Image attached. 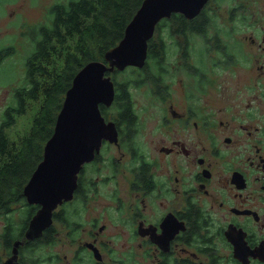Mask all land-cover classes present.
Listing matches in <instances>:
<instances>
[{
	"label": "flooded vegetation",
	"instance_id": "obj_1",
	"mask_svg": "<svg viewBox=\"0 0 264 264\" xmlns=\"http://www.w3.org/2000/svg\"><path fill=\"white\" fill-rule=\"evenodd\" d=\"M260 1L209 0L204 16L231 6L226 22L214 12L202 38H158V22L156 55L120 70L132 78L107 73L115 96L100 108L117 140H102L39 236H27L40 207L24 194L30 175L15 184L22 201L0 213V264H264Z\"/></svg>",
	"mask_w": 264,
	"mask_h": 264
},
{
	"label": "trees",
	"instance_id": "obj_2",
	"mask_svg": "<svg viewBox=\"0 0 264 264\" xmlns=\"http://www.w3.org/2000/svg\"><path fill=\"white\" fill-rule=\"evenodd\" d=\"M142 1L66 0L63 2L60 0L51 6L52 20L50 24L40 26V38L35 42L34 52L26 60L25 83L15 89L16 105H8L0 121V205L4 203L0 209L8 210L9 206L5 199L12 195L18 181L28 174L31 176L42 159L44 145L54 131L56 118L63 104L59 94L66 93L75 74L88 61L105 60V53L124 36L127 24ZM206 8L207 6L194 18H189L181 12H174L159 22L162 25L170 21L168 23L170 30L177 35L185 34L187 31L199 34L203 32L202 27L206 22L209 26L215 22V19L204 16ZM187 27L189 30L186 29ZM19 36L20 43L24 38L22 34ZM88 38L93 40V45ZM154 38L155 35L149 39L148 56L156 55L153 48ZM59 49H64L66 53L60 54ZM7 51L10 52L9 49ZM56 53L57 56H54ZM3 57L0 56V61ZM57 59L63 61L60 72L47 83L50 85L42 87L38 75L49 72L46 63L57 64ZM115 72H120V69H116ZM40 90L51 99V102L43 107L41 117L35 119V123L37 120L40 122V127L25 135V139L30 140L31 150L34 149L32 136H41L40 152L35 157L29 154L30 159L26 160L24 156L21 157L19 153L14 152L15 141H12L7 129L15 124L16 113L26 111L27 98H38ZM30 206L33 213L35 208Z\"/></svg>",
	"mask_w": 264,
	"mask_h": 264
},
{
	"label": "water",
	"instance_id": "obj_3",
	"mask_svg": "<svg viewBox=\"0 0 264 264\" xmlns=\"http://www.w3.org/2000/svg\"><path fill=\"white\" fill-rule=\"evenodd\" d=\"M208 1L143 0L124 36L105 53V60H90L75 74L43 157L24 186L28 202L40 205L30 220L29 238L39 236L51 222L53 209L72 198L78 172L100 150L102 140H117L114 123L106 122L100 108V103L110 104L115 96V83L107 73L127 65L142 66L149 39L162 18L174 12L193 18Z\"/></svg>",
	"mask_w": 264,
	"mask_h": 264
},
{
	"label": "rangeland",
	"instance_id": "obj_4",
	"mask_svg": "<svg viewBox=\"0 0 264 264\" xmlns=\"http://www.w3.org/2000/svg\"><path fill=\"white\" fill-rule=\"evenodd\" d=\"M60 0H0V55L6 49H9L10 52L6 54L3 59L0 61V121L4 117V111L8 107V105H16L15 100V89L18 86H21L25 83V69L26 60L31 53L34 52L36 47V41L40 38V26L43 24H50L52 20L51 6ZM65 2L66 0H61ZM217 1L213 3L215 6ZM212 2V1H211ZM210 2V3H211ZM237 3V2H236ZM231 6L229 2H225L220 9L212 8L210 6L209 10L206 11L207 18L215 19L214 12L219 11V20L220 22L227 21V6ZM264 5V0H261L258 3V7L261 8ZM213 16V17H212ZM170 22V21H169ZM168 22V23H169ZM164 22L161 27L158 28L156 37H165L171 39L172 37H185V34L177 35L170 30V27ZM208 27L210 32L212 33L214 30ZM210 33V35H211ZM22 34L24 40H21L19 43L18 36ZM210 37L209 35H205ZM189 37H204L203 33H194L189 31ZM88 41L93 45L94 42L91 38H88ZM69 45V44H64ZM73 52V49L70 48ZM60 54H65L66 51L64 49H59ZM57 56V53L54 54ZM170 57L167 58L169 60ZM154 63V62H152ZM49 69V72L39 74L38 79L42 83V87L52 80L57 73L60 72L63 61L57 59V64L46 63ZM172 66V64H170ZM53 70H56L54 72ZM145 74V70H142L140 73V78ZM136 76H139V73L135 72ZM115 79L119 82L124 77L132 78L134 75L128 71L126 73L123 72H115ZM170 77H166L165 82H169ZM151 85L156 86V83L151 79ZM66 93H60L59 97L64 101ZM135 95H141L143 97L146 96V92H141L140 89H135ZM151 101V99H149ZM51 102L50 98H47L46 95L40 90V94L38 98L31 99L27 98L26 102V111L22 113H16V122L13 126L7 129V132L12 138V141H15L13 145L15 153H19L21 157L24 156V159L29 160V154H32L34 157L40 152L41 149V136L33 135V147L31 150V143L29 139H25V135L28 132H34L40 127V122L35 123V119H39L41 117V112L44 106H47ZM159 106V104L157 105ZM25 139V140H24ZM45 143V141H44ZM23 186L20 187L22 192ZM24 197V195H21ZM11 195L5 202L8 203V206H11L12 200L13 204L20 202L17 198H12ZM25 205V204H24ZM0 213H4L8 210L3 209ZM26 210V205L24 210L22 208H17L13 212L11 217L13 219H17L21 215H24V211ZM3 216V215H2ZM2 217H0V229L2 227L3 222ZM48 250H43V252H47Z\"/></svg>",
	"mask_w": 264,
	"mask_h": 264
},
{
	"label": "bare ground",
	"instance_id": "obj_5",
	"mask_svg": "<svg viewBox=\"0 0 264 264\" xmlns=\"http://www.w3.org/2000/svg\"><path fill=\"white\" fill-rule=\"evenodd\" d=\"M136 67V66H135ZM140 68V67H139ZM105 119H106V117H105ZM118 138V137H117ZM119 140V139H118ZM106 141V140H105ZM109 142V141H108ZM103 143V142H102ZM101 150V149H100ZM84 164H86V163H84ZM63 202H65V201H63ZM35 205V204H34ZM36 205H38V204H36ZM57 209V208H56ZM53 219V218H52Z\"/></svg>",
	"mask_w": 264,
	"mask_h": 264
}]
</instances>
